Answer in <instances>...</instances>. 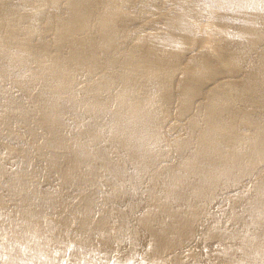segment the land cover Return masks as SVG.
<instances>
[{"label": "bare ground", "instance_id": "6f19581e", "mask_svg": "<svg viewBox=\"0 0 264 264\" xmlns=\"http://www.w3.org/2000/svg\"><path fill=\"white\" fill-rule=\"evenodd\" d=\"M0 264H264V0H0Z\"/></svg>", "mask_w": 264, "mask_h": 264}]
</instances>
